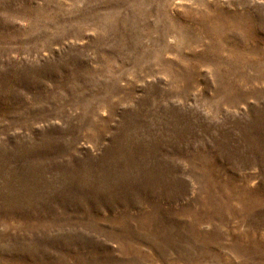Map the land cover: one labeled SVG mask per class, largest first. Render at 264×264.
<instances>
[{
  "label": "rangeland",
  "instance_id": "rangeland-1",
  "mask_svg": "<svg viewBox=\"0 0 264 264\" xmlns=\"http://www.w3.org/2000/svg\"><path fill=\"white\" fill-rule=\"evenodd\" d=\"M0 264H264V0H0Z\"/></svg>",
  "mask_w": 264,
  "mask_h": 264
}]
</instances>
